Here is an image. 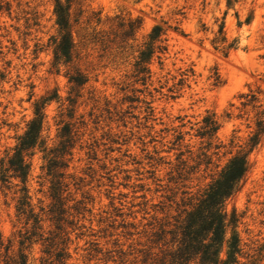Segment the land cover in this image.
I'll return each instance as SVG.
<instances>
[{"label": "rangeland", "instance_id": "obj_1", "mask_svg": "<svg viewBox=\"0 0 264 264\" xmlns=\"http://www.w3.org/2000/svg\"><path fill=\"white\" fill-rule=\"evenodd\" d=\"M60 1L70 7L74 52L67 64L54 60L55 0H0V161L35 104L51 98L44 146L34 150L27 183L35 212L51 203L43 150L58 146L68 124L77 133L64 180L67 264H149L144 252L157 251L152 232L190 210L264 119V0ZM156 25L165 30L167 52L152 57L144 86L133 78V64ZM76 71L87 80L83 86L69 82ZM185 72L193 75L178 87ZM251 95L258 103L243 107ZM207 115L218 121L224 147L206 168L199 163L207 142L195 135ZM248 160L224 207L229 220L236 218L239 264H264V134ZM17 184L0 190V264L6 247L15 255L19 235L30 230L16 216ZM82 206L87 211L78 215ZM231 232L229 225L223 259ZM36 240L27 243L28 264L44 257Z\"/></svg>", "mask_w": 264, "mask_h": 264}, {"label": "trees", "instance_id": "obj_2", "mask_svg": "<svg viewBox=\"0 0 264 264\" xmlns=\"http://www.w3.org/2000/svg\"><path fill=\"white\" fill-rule=\"evenodd\" d=\"M69 9V5L65 6L60 0H55L54 13L58 25V37L54 49L55 63L63 61L67 64L73 57L74 43L69 28ZM131 31L132 26L129 33ZM165 35V30L160 25H156L148 35V42L139 51L133 64L132 76L136 82L146 86L151 81L152 57L156 54L160 60L161 55L167 52ZM191 75H193L192 72L182 73L177 83L178 87H183ZM69 82L79 87L83 86L87 80L76 71L69 76ZM169 91L173 97L176 87H171ZM50 100L51 98H44L35 104L33 118L28 122L23 134L17 138L11 153L6 154L0 161V190H8L11 180L18 181L19 185H15L17 190L14 192L17 194L16 216L18 220H23L25 226H30V230L19 235L20 249L15 255L9 256V247H6L4 264H28V255L25 250L28 247L27 243H30L34 237L37 238L36 241L42 242L44 257L41 258V264H67L70 257L67 248L70 234L64 227L67 215L65 194L68 191V184L64 180L77 130L73 131L68 124L64 125L58 133L60 140L58 146L43 150L45 151L43 159L46 164L41 166V170L43 178L49 183L48 194L51 203L35 212L27 185L34 150L38 146H44L42 132L46 118L45 106ZM256 103H258L257 97L251 95L250 100L242 103V106L251 104L255 106ZM218 130L219 124L213 115L204 117L201 125L196 129L195 136L207 142L199 163V165L204 164L206 168L212 164V155H217L224 147L217 139ZM263 134L264 119L256 122V128L245 146L211 178L203 192L194 199L190 210H184V216L182 218L178 216L174 224H159L158 228L152 232L151 243L156 245L154 246L157 251H151L152 248L145 251L143 263L150 261L149 264H239L236 255L240 253L241 248L239 238L234 231L236 218L232 215L230 220L228 219L224 205L249 171L248 155L259 144ZM182 138L183 135L179 133L174 145ZM210 149L214 150L211 155L207 154ZM77 203L84 205L82 201ZM78 209V215L82 214L81 211H87L85 206ZM80 221L81 219H78L77 224ZM46 222L49 223L47 233L43 231ZM229 225L232 226V235L227 240L229 246L227 257L223 259L221 251ZM38 231H41L40 234ZM45 234L48 235L44 237Z\"/></svg>", "mask_w": 264, "mask_h": 264}]
</instances>
